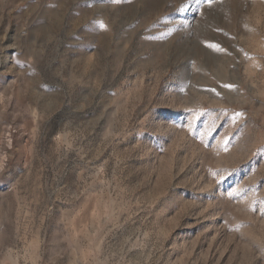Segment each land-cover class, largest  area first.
I'll use <instances>...</instances> for the list:
<instances>
[{
	"label": "rangeland",
	"instance_id": "rangeland-1",
	"mask_svg": "<svg viewBox=\"0 0 264 264\" xmlns=\"http://www.w3.org/2000/svg\"><path fill=\"white\" fill-rule=\"evenodd\" d=\"M0 264H264V0H0Z\"/></svg>",
	"mask_w": 264,
	"mask_h": 264
},
{
	"label": "snow or ice",
	"instance_id": "snow-or-ice-1",
	"mask_svg": "<svg viewBox=\"0 0 264 264\" xmlns=\"http://www.w3.org/2000/svg\"><path fill=\"white\" fill-rule=\"evenodd\" d=\"M209 6L212 4V0H208ZM101 27H106L105 25L101 24Z\"/></svg>",
	"mask_w": 264,
	"mask_h": 264
},
{
	"label": "bare ground",
	"instance_id": "bare-ground-1",
	"mask_svg": "<svg viewBox=\"0 0 264 264\" xmlns=\"http://www.w3.org/2000/svg\"><path fill=\"white\" fill-rule=\"evenodd\" d=\"M2 162V161H1ZM2 165V164H1Z\"/></svg>",
	"mask_w": 264,
	"mask_h": 264
}]
</instances>
